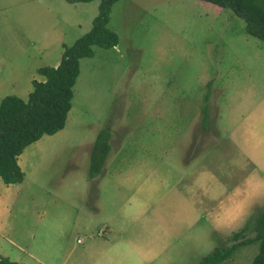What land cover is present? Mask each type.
<instances>
[{
    "label": "rangeland",
    "instance_id": "rangeland-1",
    "mask_svg": "<svg viewBox=\"0 0 264 264\" xmlns=\"http://www.w3.org/2000/svg\"><path fill=\"white\" fill-rule=\"evenodd\" d=\"M98 3L0 0V101L26 100ZM108 27L118 44L80 59L65 126L19 155L22 182L0 178V257L195 264L264 210V41L201 0H118ZM102 128L110 149L90 178Z\"/></svg>",
    "mask_w": 264,
    "mask_h": 264
},
{
    "label": "trees",
    "instance_id": "trees-1",
    "mask_svg": "<svg viewBox=\"0 0 264 264\" xmlns=\"http://www.w3.org/2000/svg\"><path fill=\"white\" fill-rule=\"evenodd\" d=\"M89 2L92 0H66ZM98 12L88 31L70 45L63 44L59 63L42 66L37 72L44 80H32V90L26 100L6 95L0 101V178L5 184L20 183L24 172L18 157L30 144L43 135H52L66 123L72 106L73 85L80 71V59L92 57L94 48H112L118 35L108 27L112 5L118 0H98ZM218 8H228L244 20L247 34L264 41V0H201ZM110 149L109 132L98 131L89 154L88 176L101 171ZM253 231L252 237L247 233ZM232 243L216 246L195 264H225L242 246L257 243V252L249 264H264V210L256 213L240 230L233 233ZM0 264H18L8 257H0Z\"/></svg>",
    "mask_w": 264,
    "mask_h": 264
},
{
    "label": "crops",
    "instance_id": "crops-1",
    "mask_svg": "<svg viewBox=\"0 0 264 264\" xmlns=\"http://www.w3.org/2000/svg\"><path fill=\"white\" fill-rule=\"evenodd\" d=\"M248 131H249V133H251V134H250V138H252V135H254V134L251 132L250 129H249ZM245 132H246V131H245ZM245 132H244V133H245ZM260 157H261V156H260ZM260 157H259V158H260ZM247 187H248V186H247ZM218 189H220V188L218 187ZM256 189H257L256 187H252V188H251V190H253V191H256ZM108 231H109V229H108ZM80 241H81V239H78L77 242H80ZM112 259H113V257H112ZM110 264H115V263H114L113 260H112V262H111Z\"/></svg>",
    "mask_w": 264,
    "mask_h": 264
}]
</instances>
